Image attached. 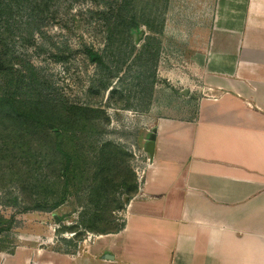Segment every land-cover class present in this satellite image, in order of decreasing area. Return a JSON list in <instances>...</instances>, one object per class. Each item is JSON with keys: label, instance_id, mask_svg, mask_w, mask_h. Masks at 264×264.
I'll return each instance as SVG.
<instances>
[{"label": "rangeland", "instance_id": "obj_1", "mask_svg": "<svg viewBox=\"0 0 264 264\" xmlns=\"http://www.w3.org/2000/svg\"><path fill=\"white\" fill-rule=\"evenodd\" d=\"M184 2L0 0L5 13L0 14V50L14 55L15 69L25 62L34 68V82L43 95L54 99L55 115L68 120L74 106L105 113L73 126L80 130L64 134V142L53 131L50 137L38 131V136L20 135L18 140L25 141L20 147L7 146L4 138L9 131L2 130L0 251L29 241L83 251L89 238L100 235L83 225L95 212L108 231L124 224L128 195L120 183L139 187L149 162L146 144L154 120L171 115V107L185 111L194 105L188 83L195 78L185 62L194 38ZM59 124L56 129H64ZM58 142L70 157L78 153L69 185L58 179L67 161L56 149ZM106 144L122 151L108 175L114 180L108 187L111 195L90 199V185ZM62 195L64 203L54 207Z\"/></svg>", "mask_w": 264, "mask_h": 264}, {"label": "crops", "instance_id": "obj_2", "mask_svg": "<svg viewBox=\"0 0 264 264\" xmlns=\"http://www.w3.org/2000/svg\"><path fill=\"white\" fill-rule=\"evenodd\" d=\"M184 1L194 105L154 120L123 226L83 251L25 242L0 264H264V0Z\"/></svg>", "mask_w": 264, "mask_h": 264}, {"label": "trees", "instance_id": "obj_3", "mask_svg": "<svg viewBox=\"0 0 264 264\" xmlns=\"http://www.w3.org/2000/svg\"><path fill=\"white\" fill-rule=\"evenodd\" d=\"M5 5H7V3H5ZM0 14L3 15L5 13L0 10ZM89 55L92 59L97 60L91 51H89ZM13 59H15L13 54H6L3 53V49L0 50V144H3L1 140L4 138L2 130L9 131L8 138H4V143L7 146L20 147L19 143L24 144L25 142L24 137L18 140L20 135L24 133L25 137H29L30 135L38 136L41 133L38 131H43L46 137H50L53 131L57 133L60 138H63L64 142V140H66L64 134L70 131L73 135L75 130H80L72 129L73 126L79 124L85 125L91 118L99 119L104 117L105 113L101 110L80 106H74L69 109L68 113L70 117L68 120L64 121L63 118L56 116L54 112L56 107L54 99H52L50 95H43L40 86L38 87L34 82V68L29 63L25 62L21 68L15 69V64L12 62ZM56 122L58 124H63L64 129H56L58 128V124L55 126ZM65 145H67V143ZM56 149L61 151L67 159L65 166L59 170L58 179L60 177L63 178L64 184L69 185V183L73 181V176H71L70 173L73 174L76 171L75 168L78 166L76 162L78 153L71 154L72 157H70L64 145L59 142L56 145ZM1 150L2 148H0V151ZM121 153L122 151L120 149H117V147L111 144H106L101 149L99 155L100 165H98L96 169L97 177L90 185V199H103L111 195L109 193L110 191H108V187L110 186L109 183H113L114 180H110L108 175L110 174V169H113L115 165L118 164L117 158ZM121 185L127 188L125 191L127 192L129 202L136 195L139 187L138 185L134 186V183H131L129 186L125 181H121L120 186ZM115 186L114 184L113 187ZM65 198V195L58 197L57 201L54 203V207L63 204ZM36 208H38L39 211L45 210L41 206H37ZM104 222L103 217L95 212L88 222H83V225L86 231L99 233L101 235L114 233L123 226H120V228L115 231H108L101 227Z\"/></svg>", "mask_w": 264, "mask_h": 264}, {"label": "water", "instance_id": "obj_4", "mask_svg": "<svg viewBox=\"0 0 264 264\" xmlns=\"http://www.w3.org/2000/svg\"><path fill=\"white\" fill-rule=\"evenodd\" d=\"M183 94L185 96L188 95V91H183ZM155 140H156V136L155 134H151L149 141L146 144V151L149 154L150 157H153L154 152H155Z\"/></svg>", "mask_w": 264, "mask_h": 264}]
</instances>
